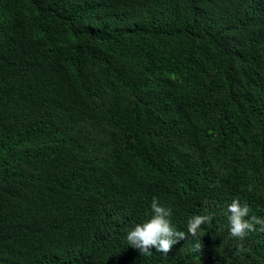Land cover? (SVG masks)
Returning <instances> with one entry per match:
<instances>
[{
  "label": "trees",
  "instance_id": "obj_1",
  "mask_svg": "<svg viewBox=\"0 0 264 264\" xmlns=\"http://www.w3.org/2000/svg\"><path fill=\"white\" fill-rule=\"evenodd\" d=\"M153 197L211 219L142 254ZM236 199L264 218V0H0V264H264Z\"/></svg>",
  "mask_w": 264,
  "mask_h": 264
},
{
  "label": "clouds",
  "instance_id": "obj_2",
  "mask_svg": "<svg viewBox=\"0 0 264 264\" xmlns=\"http://www.w3.org/2000/svg\"><path fill=\"white\" fill-rule=\"evenodd\" d=\"M151 217L135 225L127 233L128 243L139 249L142 254H150V249L155 248L167 256L171 248L182 240L187 239V235L195 237L198 229L206 221L211 219L210 215H195L188 220L187 234L183 231H177L171 223L170 217L172 216L171 208L161 205L158 198L153 197L151 202ZM228 220L230 224V236L239 238L243 241L244 238L255 230L254 225H260L261 231H264V218L252 216L249 219L245 217L249 214V206L247 204L241 206L238 199L233 200L228 205L227 209ZM195 250H201V245H195ZM243 250V245L238 246V251Z\"/></svg>",
  "mask_w": 264,
  "mask_h": 264
}]
</instances>
